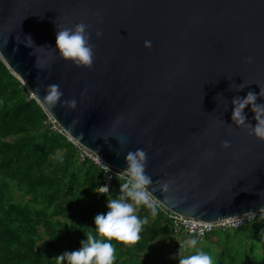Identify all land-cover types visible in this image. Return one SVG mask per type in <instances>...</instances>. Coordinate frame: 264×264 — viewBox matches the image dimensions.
Segmentation results:
<instances>
[{"label":"water","instance_id":"95a60500","mask_svg":"<svg viewBox=\"0 0 264 264\" xmlns=\"http://www.w3.org/2000/svg\"><path fill=\"white\" fill-rule=\"evenodd\" d=\"M81 22L91 69L54 50L57 30ZM0 57L105 163L123 171L129 151L145 150L152 195L169 210L205 222L264 211V140L232 120L235 97L264 104V0H0ZM50 84L64 93L54 109L42 100ZM71 99L76 109L61 106ZM244 113L257 123L251 105Z\"/></svg>","mask_w":264,"mask_h":264},{"label":"trees","instance_id":"16d2710c","mask_svg":"<svg viewBox=\"0 0 264 264\" xmlns=\"http://www.w3.org/2000/svg\"><path fill=\"white\" fill-rule=\"evenodd\" d=\"M29 95L0 57V264H57L55 258L78 250L89 232L99 239L94 217L107 213L108 199L121 195L127 180L113 177L109 193L98 196L106 171L90 159L80 162L78 148L51 128ZM139 217L148 223L138 242L112 241L115 264H179L181 257L167 249L166 215L158 208L149 222L151 210L144 207ZM197 250L214 264H264V212L244 228L210 233Z\"/></svg>","mask_w":264,"mask_h":264},{"label":"clouds","instance_id":"9594fccd","mask_svg":"<svg viewBox=\"0 0 264 264\" xmlns=\"http://www.w3.org/2000/svg\"><path fill=\"white\" fill-rule=\"evenodd\" d=\"M90 25L83 22L76 24L74 27H63L57 30L56 49L60 57L65 61H71L77 67H86L91 69L95 60V45L91 43ZM99 37L102 32H97ZM19 40V37H17ZM27 45L32 46L31 37H27ZM7 44V40H5ZM145 47L151 48V41H145ZM39 48L52 49L50 46H41ZM246 62L251 63L252 58H246ZM36 67L42 68L43 65L36 62ZM240 87L238 90H243ZM37 94L39 88L34 90ZM64 93L58 84H50L46 87V95L42 98L43 104L49 108H55ZM260 97H264V88L260 89ZM258 96L255 92L249 91L246 98L235 97L232 101L234 110L232 120L235 125L242 126L249 130V134L255 135L257 138L264 140V104L257 103ZM251 105L252 111L255 113L254 119L256 124L247 122L244 109ZM69 109H76L77 101L75 99L63 100L62 105ZM78 123L73 120L71 127ZM83 133H81V136ZM126 140H121L123 144ZM224 149L231 148V143L227 140L222 142ZM127 168L123 170V174L128 177L126 182L120 184V193L117 198H109L107 203L108 211L106 214H97L94 217L96 226V235L89 232L87 239L81 241V247L78 250L65 252L55 258L57 264H115L116 248L112 243L113 240L125 244L132 245L141 238L143 227L148 223L146 218H141L137 214L138 207H147L151 210V214L155 216L158 210V203L153 199V191L150 186L153 184L152 178L146 174L148 165V154L143 149H137L134 152L129 151L126 154ZM105 169L110 172V167L105 165ZM160 183V182H157ZM170 182L161 183L163 191L167 192ZM151 189V190H149ZM97 192L107 195L109 186H99ZM198 240L196 238L188 239L184 244H180V251L186 249L195 250L188 255H182L179 264H214L213 257L203 250H197Z\"/></svg>","mask_w":264,"mask_h":264},{"label":"built area","instance_id":"2783aa9c","mask_svg":"<svg viewBox=\"0 0 264 264\" xmlns=\"http://www.w3.org/2000/svg\"><path fill=\"white\" fill-rule=\"evenodd\" d=\"M48 115L51 123V128L67 136L68 134L63 130L58 122L50 114ZM68 138L78 148L81 161L90 159L94 163L98 164L104 171H106V183L109 181L111 184L112 178L116 176H118L119 178L128 179V177L123 174L122 170L116 169L105 163L95 152L84 147L69 135ZM105 165H108L110 167V172L105 169ZM153 199L158 203V208L166 215L167 219L170 222V249L175 251V254H177L178 257L186 254L187 249L183 252H179L180 244H184L186 240L191 239L192 237L197 239L202 238L219 229H238L253 221L257 217L256 215H258V212H249L246 214L235 215L217 221L205 222L179 215L178 213L169 210L154 196Z\"/></svg>","mask_w":264,"mask_h":264},{"label":"rangeland","instance_id":"374dc122","mask_svg":"<svg viewBox=\"0 0 264 264\" xmlns=\"http://www.w3.org/2000/svg\"><path fill=\"white\" fill-rule=\"evenodd\" d=\"M25 86V85H24ZM26 88V87H25ZM28 90V89H27ZM30 93V92H29ZM29 99H32V97L29 95ZM47 113V112H46ZM47 115H48V113H47ZM48 120L50 121V119H49V115H48ZM59 132V131H58ZM67 137H68V135H67ZM69 139V138H68ZM80 162H81V159L79 160ZM44 170L46 171L47 170V167H44ZM107 179V178H106ZM106 179H105V183H106ZM105 185V184H104ZM104 185H102V186H104ZM100 195H102V194H99V192H98V196H100ZM144 211V207L143 206H141V207H138L137 208V214H138V216H139V214L141 213V212H143ZM264 211H262V212H259L258 213V215L259 214H261V213H263ZM258 215H256V216H258ZM255 216V217H256ZM154 217L155 216H153L152 214H151V217H150V219H149V222H151L153 219H154ZM246 226V225H245ZM245 226H243V227H240V228H244ZM240 228H238V229H240ZM208 235H206V236H204V237H202V238H196L197 240H198V242H199V244H200V246L204 243V241H205V239H206V237H207ZM192 238H194V237H192ZM256 240H258V239H256ZM155 248V246H152L150 249L151 250H153ZM167 249L169 250V251H172L171 249H170V245L167 247ZM188 250H190V249H188ZM187 253V252H186ZM188 254V253H187ZM171 257H172V259H173V257H174V253H171ZM163 261V260H162Z\"/></svg>","mask_w":264,"mask_h":264}]
</instances>
